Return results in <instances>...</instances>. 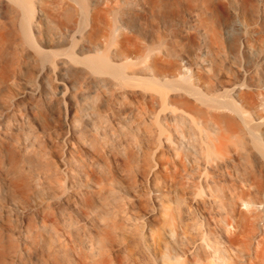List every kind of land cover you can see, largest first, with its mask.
I'll return each mask as SVG.
<instances>
[{
    "label": "bare ground",
    "instance_id": "1",
    "mask_svg": "<svg viewBox=\"0 0 264 264\" xmlns=\"http://www.w3.org/2000/svg\"><path fill=\"white\" fill-rule=\"evenodd\" d=\"M200 1L209 5L213 0ZM231 1L245 30L231 60L242 54L251 66L238 82L235 71L219 65L221 77L206 78V91L191 78L182 82L176 76L184 77L183 69L161 55L153 40L121 24L129 0H56L38 10L29 0H0V264H120L121 251L132 264H140L141 257L148 264L154 258L161 264H264V0ZM43 14L58 17L63 26L80 18L79 37L67 29L69 39L59 40L72 42L69 50H47L44 46L56 42L51 38L39 42L43 30L35 17ZM205 23L207 47L229 60L223 32L211 19ZM249 28L261 30L252 38ZM19 74L29 80L15 93ZM60 75L73 76L72 94L67 87L57 94ZM43 79L41 88L36 83ZM136 87L143 88L144 109L126 111L127 122L113 120L122 117L112 106L116 95L128 99ZM68 94L74 109L64 114L61 103ZM26 96L36 101L38 125L26 112H15L17 100ZM102 97L104 109L97 104ZM166 102L189 110L170 112L176 126L168 137L175 149L169 154L155 126L157 105ZM184 121L191 130L211 125L217 134L196 136L199 148L192 147L188 130L180 127ZM159 172L179 187L194 174L193 182L205 192L195 202L209 207L212 212H206L215 219L208 216L193 233L186 217L190 207L169 213L161 203L166 243L161 253L155 251L162 243L159 236L145 224L158 217L159 209L135 212V197L122 193L135 190L139 176L148 183ZM169 223L182 227L180 239ZM183 235L191 236V246L181 245ZM178 250L183 260L172 254Z\"/></svg>",
    "mask_w": 264,
    "mask_h": 264
},
{
    "label": "rangeland",
    "instance_id": "2",
    "mask_svg": "<svg viewBox=\"0 0 264 264\" xmlns=\"http://www.w3.org/2000/svg\"><path fill=\"white\" fill-rule=\"evenodd\" d=\"M29 1L34 3L37 10H38L39 7L45 8V6H47L49 4L53 5L52 1H56V0H29ZM87 1L93 2L95 0H87ZM129 2H130L129 5L126 6L125 9L123 8V10H122L123 13L121 15V24L128 26L129 29L132 28L136 32H141V34H143L148 39V42L151 43V41L153 40L154 45L157 47V51L161 55H164L166 57L169 56L167 58L170 59L175 64V66L179 67L180 69L181 68L183 69L184 73L182 72L183 73L182 75L184 77H180L179 75L176 76L177 78H180V80L182 82H184V81L187 82L188 78L189 79L191 78L190 80L192 83H194L200 89L206 90L207 84L205 82V79L208 78L209 76H211L214 80L217 77H221V74H220L221 72L218 69L226 68L227 66H228V68H231L233 71H235L236 75H238L236 80L239 79L238 82L239 81L243 82V79H244L243 78V72H244V70L249 69V67L251 65L249 64L248 57L245 55H242V54L238 55L236 60H234L233 58H232V60H234V61L231 60V57H232L231 54L235 48L234 44H236V42L239 39L240 40L243 39L241 37H243L242 35H244V31H245L243 18L240 16L239 13H236V9H235L234 5H232L233 3H231L232 2L231 0L230 1L229 0H213L209 5L204 4L200 0L199 1L198 0H146V1L145 0H143V1L142 0L141 1L140 0H129ZM137 2L140 3L141 5H139ZM197 10L199 11V13ZM36 15H38V11H37ZM35 19H37V21H39V25L41 26V28L43 30L42 39L38 38L39 42L41 40H44L45 38H51V39L56 41V42L51 43L48 46H44L49 51L64 52L66 50H69V48H71L72 42H70V41L69 42H63V41L59 42V40L64 39V38L69 39V36L66 33L68 31L67 29H70V30L72 29L74 31V33L76 32L75 33L76 37H79V35L81 33L80 32L81 30H79V26H80L79 22H81L80 18L78 19V22L76 21V22H73V23H70V24H67L64 26L61 25L58 17H51V16L48 17V16L43 14V16H41V17L39 16V18L37 16V17H35ZM107 19H108V21H112L113 14H109ZM206 19H209V21L211 19L214 23L215 28L218 31L220 30L221 33L223 32L222 34L224 36L222 35V37L223 38L225 37L224 40L227 39L225 41V44H226V49L228 50V53L230 55L229 60H227V61L223 60L224 57H222V55L220 56L219 51L215 47H211V46L209 48L207 47L208 46L207 45L208 44V42H207L208 36L206 35L207 34V26L205 23ZM263 24H264V20H263ZM76 29H77V31H76ZM261 29L260 30L264 34V25L262 26ZM256 30L260 31L258 28H251V29L249 28L248 29L249 33L252 35V38L254 37ZM108 32L110 33L109 30H108ZM203 32H205V34ZM250 34H249V36L251 37ZM98 43H99L101 49H104L106 47L104 43H102V42H98ZM103 45H104V47H103ZM162 51H163V53H162ZM170 57H172V58H170ZM245 57H247V58H245ZM220 58H221V60H220ZM229 61L230 62L232 61L234 63L231 62V64H230ZM222 62H224L225 64ZM216 64H217V66H216ZM222 64H223V67H222ZM219 65L221 66V68H218V67H220ZM225 65H226V67H225ZM168 68L173 69L174 67L171 66ZM250 70H251V68H250ZM166 73H167L168 77L173 78V76L171 75V72H166ZM161 76L162 75H160V77ZM56 78H57V80L55 81V86H56L57 94L59 96H61L62 93L65 91V87L69 88V90H71V94H72L71 87L74 84L73 76H68L67 78H64L60 75V76H57ZM224 78L226 79V77H224ZM224 78H223V80H225ZM28 80H29V77L27 75L19 74L17 77V82H18L17 85L18 86L15 88V93H20L21 89L26 86V82ZM42 84H45L44 79L41 81L38 80L36 83V85L40 86L41 88L43 86ZM142 89H143L142 87H136L133 90H131L129 95H128V99H125V98L123 99L120 96L116 95L115 100H113L112 106L115 107V109L117 111L116 113L121 114V112H122V117L119 119L120 115H118V117L113 118V120H117L120 122H127L126 117L124 118V116H125L124 113L126 111H128L131 108L132 109L135 108L134 110H140L139 108L142 107L141 110L144 109V106L146 105V101L144 100V97L141 95V93L143 91ZM216 92L218 93V92H220V90H218ZM71 94L66 95L64 98L66 105L64 104L65 102L61 103L64 114H65V111L67 108L71 109L72 111L74 109V106H73L74 101L71 97ZM91 94L94 95L95 91L91 90ZM102 99H103V97H102ZM192 100H194V99L192 98ZM88 101L91 104H93L92 99L89 98ZM17 102H18L19 106L16 107L15 112H19V111L26 112L29 116H31L34 119V123L36 125H38L39 121L34 118V114H33V106L36 103L35 99L31 96H26L24 98L18 99ZM144 102H145V105H143ZM160 102H163V101H160ZM196 103L199 107H203V105L200 102H196ZM97 104L101 105L103 109L108 107V105L104 99H103V101L99 100ZM163 104L159 103L157 105L159 117L157 119L158 121L156 120L155 126H156V128L159 127L158 130H162L163 135L161 134V136H160V143L162 141L161 148L164 151L166 150V152H168V154H169L173 150L175 151L174 143L171 140L169 141L168 137L175 130L173 126H176V125H173L176 123H172L174 121H172V119L170 117V112H172V111H189V110L187 108L184 109L183 108L184 106H181L179 104H174V103L172 104V103H168V102H166V104H164V105ZM137 106L139 108H137ZM165 115H166V117H165ZM168 119H170V120H168ZM117 121H114V122H117ZM126 125H127V123H126ZM199 125H201V126H199ZM180 127L182 129L184 128L183 130L185 133L188 132L186 135L188 136V134H189L191 142L192 141L194 142V144L192 142V144H193L192 147H195V148H199L198 145H200V143H199L200 141L196 138H198L200 135H203L205 133H209L210 135L216 136V134H217L211 125L210 126L205 125V123L197 124V126L194 128V130L193 129L191 130L190 129L191 127L189 126V124L187 126V123H185V121H184V122L180 123ZM207 128L210 130H208ZM196 129L199 132H197ZM192 131H193V133H192ZM194 132L195 133L197 132L198 134L197 133L195 134ZM192 134H193V136L191 137ZM196 136H198V137H196ZM192 138H195V140H193ZM241 166H243V165H241ZM240 170L243 171L244 168L241 167ZM194 176H195L194 174L189 175V177H187L185 179V182H186L185 185L186 186L185 187H179V186H175L172 177L165 176V175L161 174V172H159L158 175H156L152 179L153 181H149L148 183L145 182L146 180L143 177L139 176L138 178H139L140 182L142 181L139 185V186H141V188H138L139 187L138 186L135 190L134 189L133 190H126V189L122 190V193H124L125 195H131L132 197H135L136 205H138V206H136L137 209L135 208L136 210L133 209L135 212H140L143 214L146 211L152 210L153 208L156 209L157 211L159 209L158 217L149 218V219L145 220L146 221L145 222L146 227L149 230L151 229L152 231H154V233H152V234H154L155 238L158 235L159 238H156V239H158L157 241L160 242V240H161V242L164 245L163 246L162 243L160 246L158 245L159 249H155V251L157 250L158 253H161V251L162 252L166 251L165 250L166 249V247H165L166 243L163 242L164 238L162 235V233H163V229H162V224H163V219H162L163 218V215H162L163 212L162 211H163V209L161 211V208L163 206H161V203L168 209L167 212H169V213L172 211H176L174 209H177V212L181 211L182 213H185L186 209L188 207H190L191 208L190 212H191L192 216L190 215V213H188L186 215V217H187L188 222L190 220L189 223L191 224L193 233H195V231L198 228L199 229L202 228L203 223H205V221H207L209 218H211V220L213 219L212 222L213 221L215 222V219L212 218V215L211 216L208 215V213H209L208 211H210V213L212 212L210 209L208 210L209 207L203 208V207H201L202 205L198 206V204H196V202H195V200L200 198L201 195H205V192L201 191L200 188L197 187V186H199V183L193 182V180H195ZM196 182H197V180H196ZM149 191H151V192H149ZM142 192H144L145 195H143ZM152 192H154V194L156 196H154V194ZM146 193L149 197L146 196ZM158 193L160 194V196L163 195L162 196L163 202L161 200L160 203H158L159 200L161 199V197L158 195ZM142 196H144V197L146 196L145 200H143L144 198H141ZM183 197H184V199H181ZM146 198H148L149 200H147ZM164 198H165V200H164ZM155 199L158 201H156ZM144 201H146V202H144ZM174 201H176V202H174ZM183 201H184V203L182 204L183 205L182 206L181 203ZM189 201L192 204H189ZM143 203L145 205H143ZM146 207H148V208L145 211ZM201 209H202V211H201ZM160 212H162V213H160ZM208 216H209V218H208ZM189 217L191 219H189ZM204 219H205V221H204ZM157 220H159V222ZM201 222H203V223H201ZM194 224H195V227H194ZM199 224H201V225H199ZM168 225H169V228H171L172 226L175 227L174 224L169 223ZM198 225H199V227H198ZM178 227L179 226L175 227L179 232L178 233L176 230L177 238H178V236L180 237V235H179L180 232H182V234H183L182 227H179V229H178ZM157 228H159V229H157ZM152 231H150V232H152ZM148 235H151V234L148 233ZM183 236H185V235H183ZM185 237H183V239ZM190 237L191 236H189L188 238L187 237L185 238L184 242L186 241L187 243L182 242L183 239H181L182 240L181 242L183 243V244L181 243V245H188L189 244L188 246H191V244H190L191 238ZM178 239H180V238H178ZM164 247H165V249H164ZM162 249H164V250H162ZM151 253H153L152 257L154 258V249H153V251H151ZM118 254L121 256L120 257L121 258L120 264H132V261L129 258H127L125 251H121ZM172 254L173 255L178 254L177 255L178 261L184 259V256L182 255V253L179 250L177 253L174 252ZM179 255H180V257H179ZM141 258L139 260V262L141 261L140 264H145L146 262H144V261H147V259L145 257L144 258L146 260L143 257H141ZM156 261L157 260L154 258L153 264H156ZM146 264H148V263H146ZM157 264H161V262L157 261Z\"/></svg>",
    "mask_w": 264,
    "mask_h": 264
}]
</instances>
